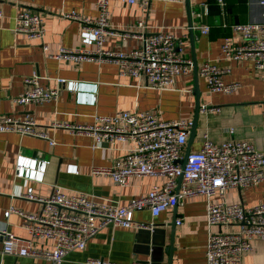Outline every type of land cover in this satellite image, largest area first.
Masks as SVG:
<instances>
[{"label": "crops", "instance_id": "obj_1", "mask_svg": "<svg viewBox=\"0 0 264 264\" xmlns=\"http://www.w3.org/2000/svg\"><path fill=\"white\" fill-rule=\"evenodd\" d=\"M257 1L222 0L218 3L217 0H188L192 23L210 27L206 34L193 29L191 44L186 0L152 1L145 13L136 4L109 0V22L116 33L105 37L103 48L128 51L135 47L139 41L129 34L139 32L135 23L144 16L148 24L147 33L162 30L186 35L183 55L191 59L196 69L209 61L218 67L228 68L229 71L223 75L225 82L239 83V87L231 93H208L198 74L195 79L193 68L191 72L178 75L170 89L159 91L146 87L143 76H121L117 65L112 62L92 60L76 63L50 57L49 54L56 53L60 47L82 46L79 41L80 23L63 17V13L74 11L78 15L94 18L97 9L93 0H0V116L8 114L23 118L28 114L38 129H44L55 141L54 145H50L45 139L16 132H0V231L6 229L22 240H29L19 214L10 212L7 217L4 216L10 208L23 213L39 211L40 203L22 197L28 187H32L40 197L49 196L54 186H59L66 193L80 191L97 200L125 204L130 198L145 195L154 185H161L165 180L160 176H134L127 185L120 187L107 176H91L92 166H108L113 158L125 153L130 143L115 142L112 150L104 144L92 148L89 134L51 128L52 122L87 125L92 123L95 115H111L118 110L154 112L166 121H192L197 80L200 105L207 104L215 109L199 110L190 151L199 149L204 133L216 142L233 137L257 148L263 147L264 73L257 70L250 60L227 59L220 51L225 36L236 42L240 40L238 33L230 27L232 24L264 18V7ZM19 9L33 10L43 17V42L48 47L47 51H43L39 41L11 31L13 16ZM93 47L88 46L90 49ZM33 73L40 77L42 85L57 87V97L48 102L14 104L12 99L21 92L23 77ZM56 78L84 84L86 87L82 91L87 93L92 91L89 86L95 83L94 103L76 102L74 93L63 85L59 86ZM230 128L233 130L231 135L228 133ZM19 154L49 162L42 181L16 177L15 159ZM68 165H76L77 172L66 171ZM225 198L228 202H240L244 206L264 202V181L244 189L230 188ZM213 199L218 200V197ZM205 200L203 195L188 196L154 218L148 210L134 212L133 220L143 225L141 229H150V226L162 229L167 248L170 224L181 219L173 227L171 264H205ZM138 230L137 227L106 225L88 240L84 249L69 251L62 264H91L90 261L96 259L116 262L150 260L149 244H145L149 237L138 233ZM253 244L254 249L243 254L241 264H264V241L255 238ZM30 245L33 254L0 255V264H50L43 253L52 249L51 240L31 239ZM167 259L168 255L164 253L160 264H166Z\"/></svg>", "mask_w": 264, "mask_h": 264}, {"label": "built area", "instance_id": "obj_2", "mask_svg": "<svg viewBox=\"0 0 264 264\" xmlns=\"http://www.w3.org/2000/svg\"><path fill=\"white\" fill-rule=\"evenodd\" d=\"M128 5H138L144 13L152 1L182 2L183 0H122ZM222 3V0H217ZM97 9L94 18L78 15L74 11L63 13V17L80 23L79 41L81 47H60L56 53L49 54L57 60L108 61L117 65L121 76L145 78V86L159 91L170 89L180 74L192 71L190 58L185 57V34L177 35L169 31L147 33L148 24L144 16L135 23L139 30L129 35L138 39V44L128 51H115L103 48L107 35L116 30L109 22V0H93ZM257 3L264 7V0ZM0 16L2 13L0 11ZM199 16V14H198ZM192 29L200 34L209 32V25L192 23ZM238 33L240 40L234 41L225 36L220 51L224 58L232 60H250L257 70L264 73V18L260 21L236 23L230 26ZM13 33H20L29 40L41 43L43 51L45 22L36 11L19 9L13 16ZM93 45L92 49L88 46ZM228 68H221L206 61L197 69L210 93H231L239 87L238 82H225L223 75ZM75 95L78 103H94L96 84L90 85L91 92L82 91L85 85L72 80L55 79ZM21 92L12 101L16 105L48 102L57 97L58 88L40 83V77L33 73L23 77ZM207 104H201V111L213 110ZM191 121L186 119L163 120L158 113L149 111L118 110L111 115H95L90 124H72L52 122L51 128H63L75 132H84L91 136L92 148L104 144L114 149L115 142L130 143L125 153L112 159L108 166H92L91 176H107L117 186L123 187L134 176L165 177L161 185H154L145 195L130 198L125 204L112 200H97L83 192L66 193L54 186L51 194L40 197L28 187L22 197L40 203L35 213H23L10 208L22 219V226L29 240H22L11 231H0V255L28 256L31 251V239L51 240L53 247L43 253L50 264H62L71 250H82L88 240L101 228L113 224L122 227H137L133 213L148 210L156 217L168 208L188 196L205 197V264H241L242 256L254 249L253 240L264 241V202L244 206L240 202H228L225 193L230 188L244 189L264 181V146L257 148L245 140L233 137L212 141L204 133L199 149L189 151L185 157L184 148L188 139ZM0 132H16L48 141H55L44 129H38L32 118L26 114L23 118L2 114ZM231 135L233 130L228 129ZM47 160L17 155L15 175L29 181H42ZM66 171L76 173V165H68ZM181 176L178 185V177ZM213 197H218L214 200ZM176 224L181 222L177 219ZM232 227V228H230ZM91 264H153L150 260L132 259L129 262H116L108 259L93 260Z\"/></svg>", "mask_w": 264, "mask_h": 264}, {"label": "water", "instance_id": "obj_3", "mask_svg": "<svg viewBox=\"0 0 264 264\" xmlns=\"http://www.w3.org/2000/svg\"><path fill=\"white\" fill-rule=\"evenodd\" d=\"M187 4V16H188V28L190 33V41L191 44L193 43V29H192V21H191V13L190 8L188 7V0H186ZM193 69L194 74L196 75L195 79H197V69L195 64L193 63ZM194 93H195V107H194V114L192 118V123L189 130L188 135V141L186 145V149L184 151V159L182 161V165L184 164L185 157L187 156L188 152L190 151V143L195 135L197 122H198V114L200 109V97H199V91H198V84L197 80L195 81L194 86ZM181 176L178 177V185L180 184ZM175 221L170 224L171 225V234L169 243L167 245V248L165 247V239H164V231L162 229H159L157 226H150V229H141L139 228L138 233H145L146 237H149V241H145V244H149V250L152 255V258L150 261L153 262V264H160L163 260V254L167 253L168 259L166 264H171V253L173 251L174 245H173V239H174V226Z\"/></svg>", "mask_w": 264, "mask_h": 264}, {"label": "rangeland", "instance_id": "obj_4", "mask_svg": "<svg viewBox=\"0 0 264 264\" xmlns=\"http://www.w3.org/2000/svg\"><path fill=\"white\" fill-rule=\"evenodd\" d=\"M201 79H202V81H203V83H204V85H205L206 91L209 93V91L207 90V87H206V84H205L204 79H203V78H201Z\"/></svg>", "mask_w": 264, "mask_h": 264}]
</instances>
